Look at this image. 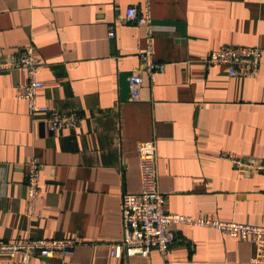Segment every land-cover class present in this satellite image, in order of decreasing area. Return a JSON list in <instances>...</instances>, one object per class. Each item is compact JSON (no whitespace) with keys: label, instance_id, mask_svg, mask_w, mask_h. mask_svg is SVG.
<instances>
[{"label":"crops","instance_id":"0c3cea01","mask_svg":"<svg viewBox=\"0 0 264 264\" xmlns=\"http://www.w3.org/2000/svg\"><path fill=\"white\" fill-rule=\"evenodd\" d=\"M147 0H0V63L33 43L45 66L43 105L77 109V129L50 132L28 114L19 70L0 73V238L82 239L74 254L33 256L30 264H122L111 257L123 237L121 197L141 190L137 146L154 139L168 210L193 218L264 225V54L256 78L207 65L225 45L264 47V0H149L154 80L143 72L140 99L121 97V75L142 71L143 28L122 20ZM111 27L115 37H110ZM42 159L40 216L25 213L26 174ZM255 246L211 226L177 227L167 254L131 264H248ZM0 264H20L0 254Z\"/></svg>","mask_w":264,"mask_h":264},{"label":"built area","instance_id":"2783aa9c","mask_svg":"<svg viewBox=\"0 0 264 264\" xmlns=\"http://www.w3.org/2000/svg\"><path fill=\"white\" fill-rule=\"evenodd\" d=\"M125 23H136L143 28L139 55L143 62L142 71H135L129 77L130 98L140 99L143 72L154 80L158 73L166 68V63L155 57L154 38L156 27L151 13L149 0L140 8L136 5L127 7L121 17ZM110 37H115L113 27ZM264 47L225 45L213 50L205 60L207 65H228L231 76L256 78L260 71ZM45 66L36 53L33 43L25 45L9 63H0V73L7 70H19L26 79L16 85L18 97L27 102L28 114L44 115L50 132L64 129H77L83 117L72 107L60 108L43 105L38 101V91L45 85L40 74ZM138 165L141 173V190L137 193L124 192L121 197L123 237L112 242L111 257L121 260L122 264H131L134 257H148L152 250L167 254L171 245L177 241V227L182 224L190 226H211L224 235L237 236L255 246V253L248 264H264V225L241 223L233 220L193 218L167 208V195L160 189L159 155L154 139L140 141L137 146ZM239 167L264 170V161L243 162L235 160ZM44 163L38 156L30 157L26 174L25 213L29 217L40 216L37 201L40 195V175ZM82 243L78 236L70 238H28L24 240H7L0 238V254L19 255L20 264H30L33 256L66 257L74 254L76 247Z\"/></svg>","mask_w":264,"mask_h":264},{"label":"water","instance_id":"95a60500","mask_svg":"<svg viewBox=\"0 0 264 264\" xmlns=\"http://www.w3.org/2000/svg\"><path fill=\"white\" fill-rule=\"evenodd\" d=\"M131 75V73H125L121 75V97L123 99H128L130 98V84L128 77Z\"/></svg>","mask_w":264,"mask_h":264},{"label":"rangeland","instance_id":"374dc122","mask_svg":"<svg viewBox=\"0 0 264 264\" xmlns=\"http://www.w3.org/2000/svg\"><path fill=\"white\" fill-rule=\"evenodd\" d=\"M170 211V210H169ZM172 212V211H171Z\"/></svg>","mask_w":264,"mask_h":264}]
</instances>
